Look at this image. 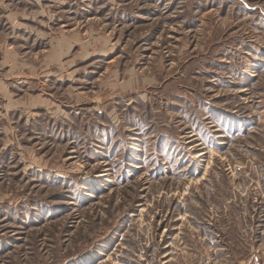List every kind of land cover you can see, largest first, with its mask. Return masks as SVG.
Here are the masks:
<instances>
[{
  "label": "rangeland",
  "instance_id": "obj_1",
  "mask_svg": "<svg viewBox=\"0 0 264 264\" xmlns=\"http://www.w3.org/2000/svg\"><path fill=\"white\" fill-rule=\"evenodd\" d=\"M0 264H264V0H0Z\"/></svg>",
  "mask_w": 264,
  "mask_h": 264
}]
</instances>
